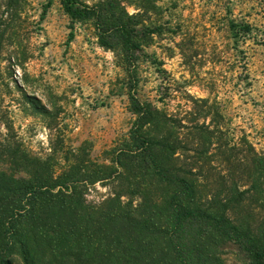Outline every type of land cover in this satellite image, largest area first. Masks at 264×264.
Segmentation results:
<instances>
[{
  "label": "rangeland",
  "instance_id": "1",
  "mask_svg": "<svg viewBox=\"0 0 264 264\" xmlns=\"http://www.w3.org/2000/svg\"><path fill=\"white\" fill-rule=\"evenodd\" d=\"M81 1L130 17L135 74L59 0H0V171L27 180L37 166L43 177L113 166L138 101L184 163L205 160L210 192L241 191L248 148L264 157V0ZM121 185H88L87 201ZM223 259L247 264L232 244Z\"/></svg>",
  "mask_w": 264,
  "mask_h": 264
},
{
  "label": "trees",
  "instance_id": "2",
  "mask_svg": "<svg viewBox=\"0 0 264 264\" xmlns=\"http://www.w3.org/2000/svg\"><path fill=\"white\" fill-rule=\"evenodd\" d=\"M59 3L72 23L91 21L99 44L118 48L134 76L141 34L130 17L113 5ZM134 103L133 127L113 166L48 177L37 166L27 180L0 171V264H225L231 244L247 264H264V157L248 148L241 191L212 193L205 160L184 163L150 106ZM98 182L123 188L93 204L85 191Z\"/></svg>",
  "mask_w": 264,
  "mask_h": 264
}]
</instances>
